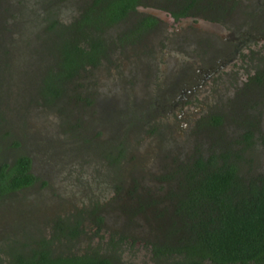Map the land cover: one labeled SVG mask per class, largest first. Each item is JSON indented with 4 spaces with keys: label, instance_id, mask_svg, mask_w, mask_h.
Returning <instances> with one entry per match:
<instances>
[{
    "label": "rangeland",
    "instance_id": "1",
    "mask_svg": "<svg viewBox=\"0 0 264 264\" xmlns=\"http://www.w3.org/2000/svg\"><path fill=\"white\" fill-rule=\"evenodd\" d=\"M86 1L0 0V147L8 160L30 155L37 175L0 199V246L51 236L55 216L77 217L79 235L53 240L55 253L96 251L113 264H163L151 249L168 234L179 164L218 142L237 146L252 123L264 136L262 93L247 86L257 68L244 64L264 29L239 31L232 8L240 0H211L208 11L198 5L209 0H199L182 17L174 11L185 0H141L108 31L110 42L141 14L154 15L157 26L131 45L110 44L98 66L67 83L66 95L41 104L35 80L46 52L43 16L55 12L71 22ZM249 32L255 42L245 44ZM235 42L237 60L222 57L219 48ZM184 67L193 77L178 84L184 92L168 95ZM212 116L220 117L218 126ZM253 152L263 164L261 139Z\"/></svg>",
    "mask_w": 264,
    "mask_h": 264
},
{
    "label": "trees",
    "instance_id": "2",
    "mask_svg": "<svg viewBox=\"0 0 264 264\" xmlns=\"http://www.w3.org/2000/svg\"><path fill=\"white\" fill-rule=\"evenodd\" d=\"M140 1L88 0L71 22L62 21L55 12L47 16L42 13L41 37L46 41V52L35 80L37 102L46 104L63 97L71 79L87 67L98 66L110 44L115 43L113 39L110 42L107 27L135 11ZM185 1L180 6L182 11L175 14L194 6L196 0ZM155 23L156 18L150 14L137 17L134 40ZM127 34L123 32L120 39ZM211 120L216 126L221 121L218 116ZM254 128L255 123L246 126L237 146L218 142V148L207 154L197 152L179 164L176 188L169 190L173 201L171 223L163 243L153 246L156 255L169 253L170 264H204L206 260L216 264H264V163L259 164L253 152L258 139L264 142V136ZM3 147L0 199L37 180L30 155L20 152L8 160ZM56 221L57 239L79 235L77 217L58 216ZM41 243L31 254L14 256L10 264H112L110 258L96 251L53 256L46 237Z\"/></svg>",
    "mask_w": 264,
    "mask_h": 264
},
{
    "label": "flooded vegetation",
    "instance_id": "3",
    "mask_svg": "<svg viewBox=\"0 0 264 264\" xmlns=\"http://www.w3.org/2000/svg\"><path fill=\"white\" fill-rule=\"evenodd\" d=\"M211 0H209V2H207V5L204 4H200L198 5V8H200V10H205L208 11L212 8V5L214 2H210ZM199 3V0L195 1V5L191 6L187 9H185V12L183 13H177L175 15L182 17V16H186L188 14L191 13L192 9H194V7ZM186 4V1L183 3ZM183 4H181L180 6H182ZM218 3H216L214 6V10L220 11V7L217 6ZM254 4V5H253ZM180 6H177L175 11H182ZM232 10H237V14L240 15V17L238 15H235L237 17H235L234 19L236 20V24H238L240 26L239 31L244 30L246 25H248V27H255L256 30H258L257 33H260V29H264V0H240L238 1V3H236L235 8H232ZM134 12V10L130 11L128 13V15L122 19L119 20L118 22L114 23L113 25H109V27H107L106 31L108 32L114 25H116L117 23H120L121 21L129 18V16H132V13ZM144 14H149V13H144ZM152 15V14H150ZM140 16V15H139ZM138 16V17H139ZM153 17H155L154 15H152ZM234 16V14H233ZM239 17V18H238ZM156 18V17H155ZM137 18H133L131 19L130 23L124 27L122 30H118L116 32L115 37L112 36L113 40L115 41V44L117 43L118 45H126V44H133L134 43V23L136 22ZM157 18H156V23L153 24L152 26L147 27V30L142 34V36L147 33L150 30H153V28H155L157 26ZM123 32H127V35H123V38L120 39V35L122 36ZM264 32V30L262 31V33ZM108 34V33H107ZM254 34H252V32L248 33V36L244 37L245 44L246 42H255L253 40ZM136 40V39H135ZM213 44V43H212ZM239 45H241V43H236L230 47H221L219 48L220 51L222 52V57L224 56H228L229 55V60H237V55H238V47ZM258 45V47H257ZM255 45L253 47H249L250 48V58L246 59V62H244V64H253V67L256 69V72H253V69L251 70L253 73L249 74V81L247 82V86H251V88H259L260 92L262 94H260L259 96V108H258V113L261 117L260 120V124L261 126H263V121L262 119L264 118V38L263 40L259 41L258 40V44ZM212 46H217L216 44H213ZM109 49V48H108ZM256 50V52H255ZM252 51L254 52V54H258L257 56H259V59H255L252 56ZM216 60V59H215ZM220 61V58L217 59L216 62ZM258 64V66H256ZM219 65V63H218ZM92 67V66H91ZM218 67V66H217ZM183 68V67H181ZM185 69H177V71H180V75L179 73L174 75L173 78V85L170 87H167L165 90V93L168 92V95L172 96V94L174 95L175 90H179V92H184V89H181L183 86L180 87V85H178L180 82H184L183 80L185 79H190L191 77H193L192 73H189V70L187 67H184ZM174 71L176 70V68H173ZM189 73V74H188ZM258 73V75L256 74ZM171 72L167 73L165 79L163 80V82L170 76ZM179 75V76H178ZM187 82V80H186ZM247 87L248 92H251V88ZM182 96H179V99L181 100ZM164 98V97H163ZM163 98L161 97L160 101L163 100ZM34 184V183H33ZM29 187V186H28ZM23 189V188H22ZM67 217V216H66ZM65 218V217H64ZM70 218V217H69ZM58 216H55L50 223V229L52 231L51 236H46V239L48 240V244L50 246V251L51 254L53 256L59 254V253H55L54 252V242L53 240L57 239L56 237H54V233L58 230L57 228V220ZM73 219V218H70ZM43 236H39V237H31L27 240H32L31 242L26 241H9L4 243L3 246H0V264H10V262L12 261L13 257L18 255L19 253H23V254H31L33 248H39L41 246V238ZM64 238V237H61ZM69 239V238H67ZM164 240H162L160 243H163ZM152 255L154 256V248L152 247L151 249ZM154 253V254H153ZM156 255V254H155ZM157 258H159V260H161V262L163 264H170V259L166 258L169 256V253L166 254H162L159 253ZM111 260V259H110ZM160 262V263H161ZM113 264V263H112ZM204 264H216L214 262H211L209 260H206L204 262ZM225 264H232V263H225ZM236 264H240V263H236Z\"/></svg>",
    "mask_w": 264,
    "mask_h": 264
}]
</instances>
